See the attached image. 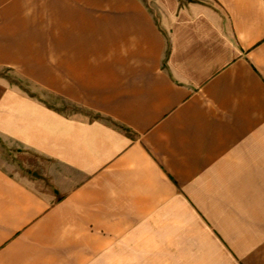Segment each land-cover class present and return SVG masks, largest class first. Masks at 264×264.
I'll list each match as a JSON object with an SVG mask.
<instances>
[{
    "label": "crops",
    "instance_id": "obj_1",
    "mask_svg": "<svg viewBox=\"0 0 264 264\" xmlns=\"http://www.w3.org/2000/svg\"><path fill=\"white\" fill-rule=\"evenodd\" d=\"M0 264H264V0H0ZM12 168V169H11Z\"/></svg>",
    "mask_w": 264,
    "mask_h": 264
},
{
    "label": "rangeland",
    "instance_id": "obj_2",
    "mask_svg": "<svg viewBox=\"0 0 264 264\" xmlns=\"http://www.w3.org/2000/svg\"><path fill=\"white\" fill-rule=\"evenodd\" d=\"M0 78L8 81L11 84L20 85L29 94L44 100L47 104H50V106H53L56 109L62 110L66 113L80 111L76 106L63 101L56 96L49 95L44 91H40L35 86L30 85L28 82H26V80L22 79V77L12 71L0 69ZM2 158H6L5 160L7 161L9 160L14 170H19L21 174L36 180L39 185H42V187L45 189H50L49 181L46 178L48 167L50 165L48 161L38 158L36 155L28 151H24L19 148H13L9 144H5L0 140L1 161Z\"/></svg>",
    "mask_w": 264,
    "mask_h": 264
}]
</instances>
